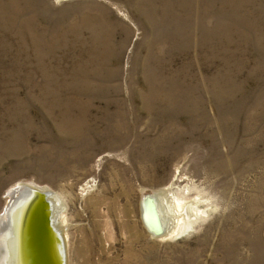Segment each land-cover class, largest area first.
<instances>
[{
    "label": "rangeland",
    "instance_id": "rangeland-1",
    "mask_svg": "<svg viewBox=\"0 0 264 264\" xmlns=\"http://www.w3.org/2000/svg\"><path fill=\"white\" fill-rule=\"evenodd\" d=\"M19 183L66 264H264V0H0V213Z\"/></svg>",
    "mask_w": 264,
    "mask_h": 264
},
{
    "label": "bare ground",
    "instance_id": "bare-ground-1",
    "mask_svg": "<svg viewBox=\"0 0 264 264\" xmlns=\"http://www.w3.org/2000/svg\"><path fill=\"white\" fill-rule=\"evenodd\" d=\"M27 187L49 193L47 200L50 203L51 219L55 231L61 237L64 250L63 264H66L64 237L55 227L53 220V214L56 211L58 212L57 215L59 214V218H57L59 222L63 217L60 212L63 209V200L61 201L60 195L52 193L53 191H49L47 187L33 185V183H19L7 191L8 203L3 213H0V264H53L51 260L46 263L45 258L42 257V255L46 256V254L51 259L55 257L56 264V251L49 244L46 234L43 233L41 218L38 217L35 222L39 237H29L28 234V227L30 226L28 223L31 215L30 205L36 199L29 194H25L22 199L10 208L11 203L18 197V193ZM171 187L172 184H169L166 188L146 195L141 200L142 221L154 236H172L179 231L181 224L189 222L191 218L196 217L190 204L180 201L177 196L173 197V195H170ZM156 224H158V227H156ZM29 241L32 243L31 248ZM36 247L41 248L40 251L42 253H34Z\"/></svg>",
    "mask_w": 264,
    "mask_h": 264
},
{
    "label": "water",
    "instance_id": "water-1",
    "mask_svg": "<svg viewBox=\"0 0 264 264\" xmlns=\"http://www.w3.org/2000/svg\"><path fill=\"white\" fill-rule=\"evenodd\" d=\"M25 194H29L36 199L34 203H31L30 205L31 215L28 225H30L31 227L30 226L28 227L29 237H39L35 222L38 217L41 218L43 233L46 234V236L48 237L47 239L49 240V244H51L56 251V264H63V256H64L63 244L61 242V237L59 233H57L55 231V228L53 227V223L51 219V209L49 206L50 203L47 200V196L49 195V193L46 192L44 193L30 187L24 188L20 193H18V197L14 199L13 203H11L10 208H12V206L16 202L22 199V197H24ZM156 227L158 226L156 225ZM29 244L31 248L32 243L30 241ZM40 250L41 248L36 247V251L34 253L41 252ZM42 257L45 258L46 263L48 260H51L53 264H55V257L51 259L47 254L46 256L42 255Z\"/></svg>",
    "mask_w": 264,
    "mask_h": 264
}]
</instances>
